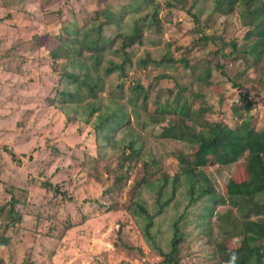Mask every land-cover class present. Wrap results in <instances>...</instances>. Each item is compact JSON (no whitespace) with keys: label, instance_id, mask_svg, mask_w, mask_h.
Returning a JSON list of instances; mask_svg holds the SVG:
<instances>
[{"label":"trees","instance_id":"trees-1","mask_svg":"<svg viewBox=\"0 0 264 264\" xmlns=\"http://www.w3.org/2000/svg\"><path fill=\"white\" fill-rule=\"evenodd\" d=\"M189 1L88 0L70 10L67 18L59 19L57 31L37 37V48L48 49L49 68L59 77L50 104L63 111L68 123L82 122L93 129L98 156L90 153L87 161L95 178L100 179L97 166L106 153L118 156L116 167L105 166L114 174L111 195L124 192L132 178V160L141 161L143 172L129 189L124 208L136 219L145 243L161 257L155 264H180L181 242L188 236L205 240V264H228L232 252L237 255L235 264H264V125L254 122L257 99L243 91L254 77L251 71L260 69L258 81L264 79V0ZM175 9L184 10L193 27L188 31L189 45L173 49L164 40L167 27L159 13L170 11V17ZM235 13L247 27L243 41L208 31L216 14ZM199 49L215 55L216 64L206 66L207 58L195 55ZM224 61L243 63L231 78L240 96L229 111L216 109L202 91L208 88L222 105L225 96L212 79L216 71L223 72ZM151 70L160 71L151 76ZM151 78L155 81L149 82ZM142 110L156 119L148 130L152 138L187 145V152L173 151L181 156L174 174L133 126L132 115L140 120ZM227 112L232 117H226ZM161 122L167 123L156 132L154 127ZM211 161L220 167L242 163L248 176L230 177L219 193L205 171ZM44 186L60 193L49 181ZM17 202L12 196L9 208L0 207V216L7 221L0 231V246L11 242L9 227L22 219ZM220 206L226 210L221 212ZM117 207L112 202L111 209ZM168 213L170 240L157 234L162 231L158 219ZM120 241L128 253L143 254L142 247L122 237Z\"/></svg>","mask_w":264,"mask_h":264},{"label":"rangeland","instance_id":"rangeland-1","mask_svg":"<svg viewBox=\"0 0 264 264\" xmlns=\"http://www.w3.org/2000/svg\"><path fill=\"white\" fill-rule=\"evenodd\" d=\"M87 2L0 0V207L9 208L14 196L18 200L16 208L22 215L21 221L9 227L11 242L0 246L3 264H155L161 259L157 251L145 243L139 224L124 208L129 200V189L143 172L141 161L132 160V178L124 192L111 195L108 191L114 185V174L105 166L116 167L118 156L106 153L97 166L100 179L95 178L93 166L87 161L91 154L98 156L93 129L82 122L68 123L63 111L50 104L49 98L54 95L52 89L59 77L49 68L48 49L37 48L36 43L40 41L37 37L57 31L59 19L67 18L70 10H78ZM189 2L187 0L186 4ZM169 12L159 13L167 27L165 42L172 43L173 49L188 46L191 41L188 31L193 27L191 17L184 10L175 9L170 17ZM215 18L213 27L208 29L210 33H218L226 40L243 41L247 27L240 23L237 13L229 17L216 14ZM205 51L199 49L195 55L207 58L206 66H214L217 57L204 55ZM242 65V61L226 62L223 72H215L212 82L225 96L222 105L216 94L208 88L202 89L216 109L229 111L237 104L240 94L231 78ZM160 70H151L150 75ZM259 70L251 71L254 77H250L243 91L247 90L257 99L252 113L254 122L262 126L264 79L258 81ZM226 115L230 117L231 113ZM132 116L133 126L148 139L147 147L161 154L164 168L174 174L181 156L173 151L187 152V145L152 138L148 130L153 125L151 121L156 119L147 111H141L140 120L135 114ZM166 123H157L154 130L158 132ZM7 148L15 152V158ZM211 162L205 166V171L219 193L224 191L230 177L243 180L248 176L242 163L220 167ZM46 181L57 185L60 193L45 187ZM112 202L118 207L111 209ZM219 210L225 211L226 207L220 206ZM170 214L157 221V225L162 224V231L157 234L168 240L173 237ZM6 222L0 216V231ZM120 237L142 247L143 254H130L122 249ZM204 244L203 238L188 236L181 242L180 264H205L202 260Z\"/></svg>","mask_w":264,"mask_h":264},{"label":"clouds","instance_id":"clouds-1","mask_svg":"<svg viewBox=\"0 0 264 264\" xmlns=\"http://www.w3.org/2000/svg\"><path fill=\"white\" fill-rule=\"evenodd\" d=\"M236 260H237V255H236V253H235V252H232V253L230 254V258H229V262H228V264H235Z\"/></svg>","mask_w":264,"mask_h":264}]
</instances>
